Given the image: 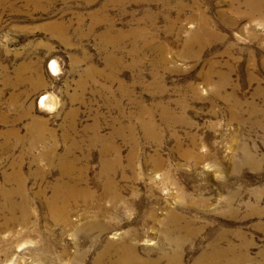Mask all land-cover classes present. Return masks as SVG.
<instances>
[{
	"label": "rangeland",
	"instance_id": "obj_1",
	"mask_svg": "<svg viewBox=\"0 0 264 264\" xmlns=\"http://www.w3.org/2000/svg\"><path fill=\"white\" fill-rule=\"evenodd\" d=\"M119 256L264 264V0H0V264Z\"/></svg>",
	"mask_w": 264,
	"mask_h": 264
},
{
	"label": "bare ground",
	"instance_id": "obj_2",
	"mask_svg": "<svg viewBox=\"0 0 264 264\" xmlns=\"http://www.w3.org/2000/svg\"><path fill=\"white\" fill-rule=\"evenodd\" d=\"M246 1V0H245ZM248 3V2H247ZM51 64V63H50ZM52 65V64H51ZM54 66V65H53ZM54 68V67H53ZM52 69V68H51ZM44 96V95H43ZM44 100V99H43ZM48 101V100H47ZM47 104L46 102H44ZM131 252V251H130ZM139 261H141L139 259ZM113 264H140L138 261H135L133 257L119 256Z\"/></svg>",
	"mask_w": 264,
	"mask_h": 264
}]
</instances>
